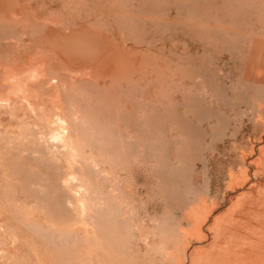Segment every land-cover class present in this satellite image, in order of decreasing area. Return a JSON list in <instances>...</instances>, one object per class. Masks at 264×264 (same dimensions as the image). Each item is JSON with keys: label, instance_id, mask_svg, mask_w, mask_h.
Instances as JSON below:
<instances>
[{"label": "rangeland", "instance_id": "obj_1", "mask_svg": "<svg viewBox=\"0 0 264 264\" xmlns=\"http://www.w3.org/2000/svg\"><path fill=\"white\" fill-rule=\"evenodd\" d=\"M0 84V264H189L264 147V0H0Z\"/></svg>", "mask_w": 264, "mask_h": 264}, {"label": "bare ground", "instance_id": "obj_2", "mask_svg": "<svg viewBox=\"0 0 264 264\" xmlns=\"http://www.w3.org/2000/svg\"><path fill=\"white\" fill-rule=\"evenodd\" d=\"M38 75L40 76L41 74H38ZM38 75H36L35 77H38ZM42 75H43V72H42ZM46 75H48V74H46ZM46 75H44L45 77H41L40 76L38 78L39 79L40 78L41 79L42 78H47L46 81L47 80L49 81L48 76H46ZM27 77H28V75H27ZM56 79H55V81H56ZM38 81L39 80H37V83H38ZM42 81H43V79L41 80V83L43 85V82ZM48 81H47V84L49 83ZM56 82H53V83H56ZM18 86H17V88H18ZM21 87L22 86H20L19 88H21ZM24 87H26V86H24ZM29 88L30 87H28V89ZM21 89H17L18 90L17 92H19ZM60 89H61V87H60ZM26 91L28 92L29 90H26ZM15 92H16V90H15ZM23 92H25V90H23ZM19 93H18V96L20 95ZM31 93H32V95H34L36 92L35 93L34 92H31ZM23 94H25V93H23ZM63 96H65V95H63ZM23 99H24V102H26L27 100L30 101L29 100V97L27 98V100H25V98H23ZM23 99H20V100L23 101ZM3 101H4V99H3ZM30 102H33L32 99H31ZM63 102H65V100H63ZM65 104H67V103L65 102ZM30 105H32V103ZM78 106H80V105H78ZM262 106H264V103L261 104L260 108ZM59 108H60V106H59ZM30 109H33V108H30ZM70 110L73 111L74 109L71 108ZM59 111L60 112L63 111V107H62V110L60 108ZM69 111H66L65 113L68 114ZM80 111H82V110H80ZM58 115L56 114L55 117H54V121L52 123L49 122L50 125H48V126L54 128L52 130L51 134H50V137H49L50 138V141L52 143H55V145L56 144H60V145L64 146L65 147L64 149L67 148L71 152L69 156L72 158V160H75L77 156L79 157L78 152H77V146L74 145V142L76 141V138L80 137V135H81L80 134V131H79V128H78V125H80V124L78 123L77 120L75 121V118L76 117H73L74 119L72 120V117L70 119L69 116L60 117ZM83 115L84 114L82 113V116ZM50 118H51V116H50ZM88 121H89V119H88ZM46 126H47V124H46ZM80 140H81V138H80ZM43 142H44V140H43ZM78 144H79V142L77 143V145ZM80 145H81V143H80ZM91 145L92 144H90L89 146H91ZM260 151H261L260 154H259L260 157L257 155L258 159L257 158L254 159V157L252 159H250L249 161H247L246 158L242 159V161H243L242 168L244 167V169L243 170H240L238 175H235V174L231 173V171H230L231 177H230V181L228 183L229 188L235 189L236 187H240L242 184H244L246 182H249V184H250L249 187H250L251 191L246 195L247 196L246 199H243V200L237 199L236 202H234V204L232 205V210L229 211L228 214H226V215H224L222 217H218V218L214 219L213 220V224L210 226V228L205 229V230L203 229V226H202L203 224L198 221L199 215H197V214H200V215H202V214L199 213V212L197 213V211L196 212L195 211L194 212H191L192 213L193 228L190 231H188V232L185 231L183 233L185 239L186 240H189L190 239L192 241H196L194 243H198L197 241H201V239L203 238V236H205L204 235V231L207 230L208 233L211 234L210 235L211 236L210 237L211 242L208 243L207 247L204 246L205 248H202V249H196L195 248L196 250H193L192 251V254L190 256V259L191 260L189 259V261H190L189 264H264V191L263 192H260V193H262L261 195H258L259 194V190H258V194H253L256 191V189L261 188V189L264 190V184H262L263 182L260 183L258 180L255 179L256 177H259L258 175L261 174L260 173L261 171H259V169H258L261 166L258 167V168H257V166L256 167H253L256 164L257 165H260L261 161L262 162L264 161V147H262V149H260ZM243 157H245V155H243ZM67 160H68V158H67ZM252 167L253 168H256V169L253 170ZM250 175L253 177L252 178V181H250V177H251ZM75 179H77V178H75ZM252 191H254V192H252ZM205 204L206 203L204 202L203 203V206L204 207H206ZM79 205L85 207L87 205V200L86 199L85 200L84 199L83 200H80L79 201ZM212 207H215V206H212ZM205 209L203 208L204 211H205ZM210 210H213V209H210ZM202 217L207 218L204 215ZM199 220H201V218ZM202 220H203V218H202ZM206 220H208V218ZM203 221H205V220H203ZM208 236H209V234H208ZM192 244H193V242H192ZM184 247H186V246H184ZM183 250L186 251V249H183ZM185 255H186V252H185ZM180 257H182V256H180ZM180 260H182V259L179 258V260L177 261L176 264H180ZM175 262H176V260H175Z\"/></svg>", "mask_w": 264, "mask_h": 264}]
</instances>
